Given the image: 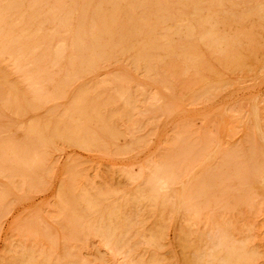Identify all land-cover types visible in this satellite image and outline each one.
Returning a JSON list of instances; mask_svg holds the SVG:
<instances>
[{
	"label": "rangeland",
	"instance_id": "obj_1",
	"mask_svg": "<svg viewBox=\"0 0 264 264\" xmlns=\"http://www.w3.org/2000/svg\"><path fill=\"white\" fill-rule=\"evenodd\" d=\"M257 6L0 0V264H264Z\"/></svg>",
	"mask_w": 264,
	"mask_h": 264
},
{
	"label": "bare ground",
	"instance_id": "obj_2",
	"mask_svg": "<svg viewBox=\"0 0 264 264\" xmlns=\"http://www.w3.org/2000/svg\"><path fill=\"white\" fill-rule=\"evenodd\" d=\"M170 1V0H169ZM177 1V0H176ZM186 1V0H185ZM239 1V0H238ZM130 2V1H129ZM139 3V2H138ZM186 3V2H185ZM177 4H175V6H176ZM186 5V4H185ZM199 5V4H198ZM174 6V5H173ZM178 6V5H177ZM181 7V6H180ZM210 7V6H209ZM237 7V6H236ZM88 8V7H87ZM177 8V7H176ZM184 8V7H183ZM83 9V8H82ZM143 8H141V10H142ZM145 9V8H144ZM181 9H182V7H181ZM213 9V8H212ZM138 10H140V9H138ZM137 10V11H138ZM140 10V11H141ZM155 9L153 8V11H154ZM115 11V10H114ZM152 11V12H153ZM193 11V10H192ZM197 11V9L196 8H194V12H196ZM169 12H171V11H169ZM216 12V11H215ZM139 13V12H138ZM212 13V12H211ZM214 13V12H213ZM219 13V12H218ZM249 13L252 15V14H254V16H255V14L256 15H260V16H264V12H263V8H259L258 6L257 7H254V8H251L250 9V11H249ZM143 14V13H142ZM156 13H154V15H155ZM239 14V13H238ZM242 14V13H241ZM140 15H141V13H140ZM139 15V16H140ZM151 15V14H150ZM152 15H153V13H152ZM169 15V14H168ZM146 16V15H145ZM204 16V15H203ZM215 16V15H214ZM245 16V15H244ZM247 17H248V15H246ZM253 16V15H252ZM171 17V16H170ZM240 17V16H239ZM161 18H162V16H161ZM206 18V17H205ZM204 18V19H205ZM216 18V17H215ZM259 18V17H258ZM142 19V18H141ZM221 19V18H220ZM239 19V18H238ZM261 19V18H260ZM264 19V18H263ZM140 20V19H139ZM221 20H223V19H221ZM242 21H243V19H241ZM245 20V19H244ZM257 20V19H256ZM111 21V20H110ZM163 21V20H162ZM248 21V20H247ZM259 21V20H258ZM263 21V20H262ZM214 22V21H213ZM260 22V21H259ZM147 23V22H146ZM240 23V22H239ZM244 23V22H243ZM242 23V24H243ZM248 23V22H247ZM124 24V23H123ZM129 24V23H128ZM139 24V23H138ZM153 24V23H152ZM155 25V24H154ZM194 25V24H193ZM215 25V24H214ZM237 25V24H236ZM120 26V25H119ZM130 26V25H129ZM132 26H133V23H132ZM102 27V26H101ZM118 27V26H117ZM194 27H195V25H194ZM237 27H238V25H237ZM240 27V26H239ZM264 27V26H263ZM263 27L261 28V29H263ZM79 28H83V27H79ZM172 28V27H171ZM188 28V27H187ZM235 28V27H234ZM250 28H251V26H250ZM84 29V28H83ZM87 29H89V28H87ZM102 29H104V30H106V28L105 27H103ZM190 29V28H189ZM188 29V30H189ZM243 29V28H242ZM257 29V28H256ZM255 30V29H254ZM258 30H259V27H258ZM89 30H87V32H88ZM139 31V30H138ZM145 31V30H144ZM144 31H143V33H144ZM165 31V30H164ZM259 31H261V30H259ZM264 31V30H263ZM109 32V31H108ZM166 32V31H165ZM167 32H168V30H167ZM255 32V31H254ZM132 33V32H131ZM164 33V32H163ZM171 33H173V31L172 32H170V34ZM135 34V33H134ZM189 34V33H188ZM209 34V33H208ZM233 34V33H232ZM236 34V33H235ZM235 34H233V35H235ZM263 34V33H262ZM247 35V34H246ZM250 35V34H249ZM80 36V35H79ZM158 36V35H157ZM168 36H169V32H168ZM245 36V35H244ZM254 36V35H253ZM91 37H92V35H91ZM127 37H129V36H127ZM212 37V36H211ZM241 37V36H240ZM77 38V37H76ZM157 38V37H156ZM96 39V38H95ZM95 39H93L94 41H96ZM250 39V38H249ZM77 40V39H76ZM235 40H236V38H235ZM244 40V39H243ZM248 40V39H247ZM254 40V39H253ZM258 41V40H257ZM256 41V42H257ZM100 42V41H99ZM102 42H103V40H102ZM245 42V41H244ZM255 42V41H254ZM91 43H92V40H91ZM96 43V42H95ZM251 43V42H250ZM250 43H249V45H250ZM58 44V43H57ZM61 44V43H60ZM82 44H84V43H82ZM158 44H160V43H158ZM233 44V43H232ZM244 44V43H243ZM255 44V43H254ZM75 45V44H74ZM85 45V44H84ZM83 45V46H84ZM98 45V44H97ZM156 45V44H155ZM177 45V44H176ZM214 45H215V43H214ZM57 46V45H56ZM78 46V45H77ZM91 46V45H90ZM94 46H95V44H94ZM149 46V45H148ZM205 46V45H204ZM220 46L221 47H226V45L225 44H223V43H220ZM79 47V46H78ZM93 47V46H92ZM99 47V46H98ZM238 47H239V45H238ZM248 47V46H247ZM61 48V47H60ZM76 48V47H75ZM82 48V47H81ZM87 48V47H86ZM95 48H96V46H95ZM102 48V47H101ZM168 48V47H167ZM212 48V47H211ZM90 49V48H89ZM128 49V48H127ZM159 49V48H158ZM251 49V48H250ZM58 50V49H57ZM84 50H86V49H84ZM220 50V49H219ZM34 51V50H33ZM75 51H76V49H75ZM81 51H83L82 49H81ZM158 51H160V50H158ZM162 51V50H161ZM215 51V50H214ZM14 52V51H13ZM74 52V51H73ZM86 52H88V50L86 51ZM23 53V52H22ZM43 53V52H42ZM75 53V52H74ZM80 53V52H79ZM104 53V52H103ZM152 53V52H151ZM183 53V52H182ZM215 53V52H214ZM57 54V53H56ZM92 54V53H91ZM166 54V53H165ZM178 54V53H177ZM248 54V53H247ZM254 54V53H253ZM95 55V54H94ZM164 55V54H163ZM88 56V55H87ZM91 55L89 54V57H90ZM103 56V55H102ZM101 56V57H102ZM144 56V55H143ZM183 56V55H182ZM223 56V55H222ZM54 57H55V55H54ZM57 57V56H56ZM55 57V58H56ZM214 57V56H213ZM264 57V56H263ZM91 58V57H90ZM92 58H95V57H93L92 56ZM100 58V57H99ZM195 58V57H194ZM72 59H73V57H72ZM84 59H86V58H84ZM174 59V58H173ZM80 60H81V58H80ZM156 60V59H155ZM58 61V60H57ZM61 61V60H60ZM87 61V60H86ZM96 61V60H95ZM17 62V61H16ZM72 62H73V60H72ZM71 63V62H70ZM146 63V62H145ZM241 63V62H240ZM30 64H31V62H30ZM55 64V63H54ZM103 64V63H102ZM149 64V63H148ZM152 64V63H151ZM236 64V63H235ZM70 65V64H69ZM249 65H251V64H249ZM51 68V67H50ZM49 68V69H50ZM53 68V67H52ZM51 68V69H52ZM229 68V67H228ZM60 72V71H59ZM69 72V71H68ZM182 72H184V71H182ZM168 73V72H167ZM196 73V72H195ZM1 75V74H0ZM4 75V74H3ZM176 75V74H175ZM4 76H6V75H4ZM168 76H171V75H169L168 74ZM174 77V76H173ZM181 77V76H180ZM186 77V76H185ZM47 80H49V79H47ZM4 81V80H3ZM59 85V84H58ZM32 86V85H31ZM12 90V89H11ZM90 91V90H89ZM34 92V91H33ZM14 93V92H13ZM102 93V92H101ZM47 95V94H46ZM182 96V95H181ZM44 97V96H43ZM55 98V97H54ZM43 99V98H42ZM7 100V99H6ZM33 100V99H32ZM37 100V99H36ZM99 100V99H98ZM42 101V100H41ZM80 102V101H79ZM85 102V101H84ZM88 102H89V100H88ZM97 102V101H96ZM74 103V102H73ZM17 104V103H16ZM86 104V103H85ZM105 106V105H104ZM33 107V106H32ZM98 107V106H97ZM73 108V107H72ZM84 109V108H83ZM100 110V109H99ZM76 111V110H75ZM91 112V111H90ZM129 113V112H128ZM123 114H125V113H123ZM86 116V115H85ZM118 116V115H117ZM120 116V115H119ZM119 118V117H118ZM86 119V118H85ZM84 121V120H83ZM85 122H86V120H85ZM84 122V123H85ZM88 123H89V121L86 123L87 125H88ZM86 124H85V126H86ZM84 126V127H85ZM101 130V129H100ZM86 131V130H85ZM106 133H107V131H106ZM106 133H104V134H106ZM51 134V133H50ZM73 134V133H72ZM33 135V134H32ZM52 135V134H51ZM46 136V135H45ZM57 136V135H56ZM59 136V135H58ZM72 136V135H71ZM74 136V135H73ZM35 137V136H34ZM47 137V136H46ZM109 137V136H108ZM60 138V137H59ZM58 138V139H59ZM112 138V137H111ZM110 138V139H111ZM95 139H97V137L95 138ZM36 141V140H35ZM113 141V140H112ZM92 143V142H91ZM96 145V144H95ZM98 145V144H97ZM159 164V163H158ZM157 164V165H158ZM32 165V164H31ZM167 165V164H166ZM163 168V167H162ZM160 170V169H159ZM174 170H176L175 168H174ZM160 173V172H159ZM148 174V173H147ZM136 175H138V174H136ZM163 175V174H162ZM129 176H130V174H129ZM150 176V175H149ZM128 177V176H127ZM134 177V176H133ZM173 177V176H172ZM132 178V177H131ZM136 178H137V176H136ZM130 180V179H129ZM132 180H133V178H132ZM136 180V179H135ZM173 181V180H172ZM146 185V186H145ZM144 186H145V188H143V190H140V191H137V193H136V195H139L140 196V200L141 201H143L142 199H151V201H153V200H155L156 199V196H155V193L158 191V189H164L165 187L167 188L168 187V179L167 178H163L162 176H160L157 172L155 173V174H152L151 176H150V179H149V182L147 183V184H145ZM97 189V188H96ZM110 190V189H109ZM108 190V191H109ZM96 191V190H95ZM105 192V191H104ZM97 193V192H96ZM159 193V192H158ZM102 194V193H101ZM135 194V193H134ZM191 194V193H190ZM192 194H193V191H192ZM157 195V194H156ZM82 196V195H81ZM135 196V195H134ZM133 196V197H134ZM91 197V196H90ZM99 197H100V195H99ZM102 197H103V195H102ZM191 197H193V195L191 196ZM138 198V200H139V197H137ZM137 198L135 197V198H133V199H136L137 200ZM142 198V199H141ZM190 198V197H189ZM194 198V197H193ZM193 198H191L192 200H193ZM63 199H64V196H63ZM200 199V198H199ZM131 200V199H130ZM68 201V200H67ZM70 201H71V199H70ZM80 201V200H79ZM134 201V200H133ZM156 201V200H155ZM196 201V200H195ZM99 202V201H98ZM137 202V201H136ZM84 204L86 207H87V209H89L90 211L91 210H95L96 209V207H97V202L95 203V202H93V201H91V200H89V199H87V197H83L82 198V200H81V204ZM134 203V202H133ZM138 203V202H137ZM136 203V204H137ZM70 204V203H69ZM108 204V203H107ZM71 206V205H70ZM69 206V207H70ZM149 206V205H148ZM82 207H84V206H82ZM156 208V207H155ZM184 208V207H183ZM116 209V208H115ZM87 211V210H86ZM96 211V210H95ZM118 210L116 209V212H117ZM68 212V211H67ZM71 213V212H70ZM72 214V213H71ZM116 214V213H115ZM64 215V214H63ZM79 216V215H78ZM116 216V215H115ZM100 219H102V218H100ZM111 219V218H110ZM114 219V218H113ZM112 219V220H113ZM118 219H119V217H118ZM101 221V220H100ZM117 221V220H116ZM120 221V220H119ZM119 221H118V223H119ZM95 223H97V222H95ZM100 223V222H99ZM125 223V222H124ZM103 224V223H102ZM106 224H107V222H106ZM112 225H113V223H111ZM122 224V223H121ZM89 227H88V230H90L91 228H92V226H93V223L91 224V225H88ZM110 226V225H109ZM125 226H127V225H125ZM100 227V226H99ZM119 227V226H118ZM107 228V227H106ZM99 229H101V227L99 228ZM110 229V228H109ZM112 229V228H111ZM114 229V228H113ZM86 230H87V228H86ZM125 230H126V227H125ZM100 231V230H99ZM103 231H104V229H103ZM112 231V230H111ZM216 231V230H215ZM86 232H89V231H86ZM184 232V231H183ZM218 232V231H217ZM216 232V233H217ZM90 233H91V231H90ZM94 233V232H93ZM99 233V232H98ZM215 233V232H214ZM106 234V233H105ZM115 234V233H114ZM126 234V233H125ZM218 234V233H217ZM99 235V234H98ZM97 235V236H98ZM122 235H123V233H122ZM127 235V234H126ZM200 235V234H199ZM193 236V235H192ZM219 236H221V235H219ZM218 236V239L217 240H219V237ZM224 236V235H223ZM103 237V236H102ZM111 237H113V236H111ZM152 237H153V235H152ZM216 237H217V235H216ZM105 238V237H104ZM122 238H123V236H122ZM121 238V239H122ZM126 238V237H125ZM140 238V237H139ZM148 238V237H147ZM190 238V237H189ZM200 238V237H199ZM198 238V239H199ZM209 238V237H208ZM211 238V237H210ZM99 239V238H98ZM112 239V238H111ZM124 239V238H123ZM143 239V238H142ZM141 239V240H142ZM152 239V238H151ZM186 240V239H185ZM194 240V239H193ZM205 240V239H204ZM212 241V239H209V241ZM225 240V239H224ZM121 241V240H120ZM143 241V240H142ZM199 241H201V239L199 240ZM207 241V240H206ZM208 241V242H209ZM211 241L208 243V244H210L211 243ZM228 241V240H227ZM100 242V241H99ZM122 242H124V240H122ZM151 242V241H150ZM203 242V241H202ZM201 242V243H202ZM205 242V241H204ZM216 242V241H215ZM220 242V241H219ZM145 244V243H144ZM151 244V243H150ZM194 244V243H193ZM204 244V243H203ZM206 244V243H205ZM208 244H206V247H208L207 245ZM213 244V243H212ZM215 244V243H214ZM216 244H217V242H216ZM215 244V245H216ZM218 244H220V243H218ZM108 245V244H107ZM149 245V244H148ZM202 245V244H201ZM203 246V245H202ZM201 246V247H202ZM214 246V245H213ZM217 246V245H216ZM215 246V247H216ZM221 246V245H220ZM231 246V245H230ZM118 248H121L120 246H117ZM204 247H205V245H204ZM210 247V246H209ZM208 247V248H209ZM189 248V247H188ZM191 248V247H190ZM211 248V247H210ZM218 248V247H217ZM235 248V247H234ZM204 249H206V248H204ZM204 249H202V250H204ZM221 249V248H220ZM225 249V248H224ZM118 250V249H117ZM122 250V249H121ZM197 250V249H196ZM200 250V249H199ZM209 250V249H208ZM234 250V249H233ZM239 250V249H238ZM237 250V251H238ZM227 251H229L228 250V248H227ZM227 251H225L224 250V252H227ZM25 252V251H24ZM198 252V251H197ZM215 252H216V250L214 251V253H211L210 252V254L211 255H209V254H207V255H209V257L210 256H215V255H217V254H215ZM217 252H219V253H221L222 254V252H221V250L220 251H217ZM232 253H233V251H231ZM41 253V252H40ZM206 253V252H205ZM241 253V252H240ZM247 253H249V252H247ZM21 254H22V252H21ZM20 254V255H21ZM202 254V253H201ZM204 254V253H203ZM228 254V253H227ZM122 255V254H121ZM206 255V256H207ZM239 255V254H238ZM19 256V255H18ZM127 256V255H126ZM193 256V255H192ZM204 256V255H203ZM219 256V255H218ZM223 256V255H222ZM237 256V255H236ZM21 257V256H20ZM19 257V258H20ZM25 257H27V256H25ZM35 257V256H34ZM201 257V256H200ZM216 257V256H215ZM214 257V258H215ZM220 257V256H219ZM225 257H227L226 256V254H225ZM229 257V256H228ZM242 257V256H241ZM18 258V257H17ZM191 258H193V257H191ZM195 258V257H194ZM193 258V260H195ZM198 258V257H197ZM204 257H202V259H203ZM16 259V258H15ZM154 259V258H153ZM187 259V258H186ZM213 259V258H212ZM212 259H210V260H212ZM223 259H225V258H222V262H223ZM227 259V258H226ZM242 259V258H241ZM244 259V258H243ZM17 260V259H16ZM19 260H21V259H19ZM192 260V259H191ZM191 260H189V261H191ZM200 260H201V258H200ZM217 260H219V259H217ZM231 260H233V259H231ZM239 260V259H238ZM248 260V259H247ZM18 261V260H17ZM34 261H36V260H34ZM151 261V260H150ZM154 261V260H153ZM203 261H204V259H203ZM213 261V260H212ZM241 261V260H240ZM16 262V261H15ZM37 262V261H36ZM45 262V261H44ZM219 262V261H218ZM221 262V261H220ZM242 262V264H243V261H241ZM17 263H19V261L17 262ZM131 263V262H130ZM151 263V262H150ZM232 263V262H231ZM234 263V262H233ZM20 264H30V260L29 261H27V258H26V260H21L20 261ZM32 264H33V262H32ZM35 264V263H34ZM152 264V263H151ZM187 264V263H186ZM191 264H216V262H203V263H199V261L198 262H194L193 261V263H191ZM224 264H226L225 262H224ZM235 264H236V262H235ZM238 264V263H237Z\"/></svg>",
	"mask_w": 264,
	"mask_h": 264
}]
</instances>
